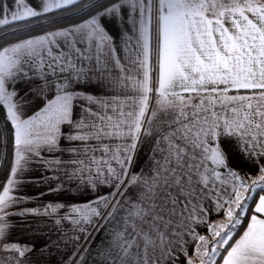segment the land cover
<instances>
[{
  "label": "snow or ice",
  "instance_id": "1",
  "mask_svg": "<svg viewBox=\"0 0 264 264\" xmlns=\"http://www.w3.org/2000/svg\"><path fill=\"white\" fill-rule=\"evenodd\" d=\"M13 4L10 17L7 5L0 6V26L61 10L82 19L0 44V106L14 130L15 152L10 178L0 190V241L9 227L7 209L17 202L11 191L22 162L41 150L67 151L70 158L55 164L70 169L64 172L68 180L91 191L108 184L112 191L32 214L65 209L55 223L69 220L85 241L88 226L104 221L99 227L106 237L96 264H175L178 250L192 264L185 237L195 242L201 264H216L221 252L222 264H264V0ZM108 19L126 26L123 57L106 29ZM17 31L13 27V35ZM34 77L41 83L17 99L10 86ZM87 87L106 91L98 96ZM33 99L42 106L27 115ZM146 139L151 141L148 166L131 171ZM229 147L257 158L259 176L251 184L229 166ZM130 188L134 191L125 197ZM250 201L247 227L234 238ZM208 204L224 213L222 221L208 225L212 241L195 229L207 223ZM0 250L15 253L9 260L23 264L31 249L0 243ZM84 259L81 255L76 264Z\"/></svg>",
  "mask_w": 264,
  "mask_h": 264
},
{
  "label": "crops",
  "instance_id": "2",
  "mask_svg": "<svg viewBox=\"0 0 264 264\" xmlns=\"http://www.w3.org/2000/svg\"><path fill=\"white\" fill-rule=\"evenodd\" d=\"M32 3H37V0H32ZM3 5H7L9 10L7 14L10 17L11 10L14 8L13 0H0V6ZM104 23L106 29L113 37V43L118 49L119 55L123 57L125 54L123 52L124 37L122 34L126 26L123 23H118L111 19L105 20ZM1 27L3 26H0V28ZM154 45L155 40L153 39V46ZM40 83L41 81L39 78L34 77L30 82L19 81L11 85L10 90L14 87L19 94L17 97V99H19L23 97L30 88L35 89ZM87 91L99 96L104 94L106 90L99 87H87ZM108 94L110 95L111 93L109 92ZM30 95L33 94L30 93ZM40 106H42L40 102L33 99L31 105L26 108V114L31 115ZM3 109L4 111L6 110L4 107ZM79 114L80 109L77 107L75 115L79 116ZM75 143L79 144V142ZM61 147H67L66 142L63 140L61 141ZM150 147L151 141L149 139H146L138 147L131 171H139L148 166ZM229 152V166L237 171L242 178L253 177L259 174V165L254 162L257 159L255 156L249 159L233 147H229ZM96 155L99 156L100 153L97 152ZM69 158L70 156L67 151L61 153L59 151L48 152L46 150H41L40 156L28 155L26 157V162H22V168L17 171L14 177L16 184L11 194L17 198V202L7 209L9 215L5 217V219L9 227L7 229V234L0 243H14L27 246L31 249L26 252L25 256L22 258L23 264H65L67 261H70L69 264H76L81 255L85 257L82 264H96L98 257H96L95 253L98 251L101 241L106 237L105 230L99 227L104 221L100 220L96 222L95 226H88L91 235L88 236L87 241H85L84 234L76 230L75 226L72 225L69 220H62L60 225L55 223L56 219H59L65 214V209H60L54 215L32 214V210H38L40 213H43L46 206L50 204H82L88 200L94 199L96 196H104L112 191V188L108 184H102L99 186L98 190L91 191L75 180H68V178L64 176V172L66 170L70 171V169L56 165L55 160L60 159L67 161ZM14 159L15 152L13 144L10 168L3 187L10 178ZM260 164H264V158H260ZM58 187L61 188L60 191H52V189H57ZM226 187H230V185ZM121 191H123V189H121ZM133 191L134 189L130 188L128 192L125 193V197ZM256 199H258V197ZM207 207L208 211L205 217L207 223L195 225V229L199 235L205 236L207 240H210L212 235L209 233L208 225L217 221H222L224 213L223 211H218L214 204H208ZM251 214L248 216L247 223ZM247 223L245 228L247 227ZM242 232L240 234H242ZM76 236H80V240H76ZM185 239L190 241L186 245L187 256L192 260V264H195L199 257L194 254L196 244L194 241H191L189 237H185ZM89 245L91 246L90 251L85 254V248H88ZM200 250L201 252L204 250L203 244L200 245ZM73 253L76 254L74 259ZM14 255L16 254L0 250V264H13V262L9 260V257ZM223 255L224 253H222V256ZM176 256L177 259L175 260V264H187L186 257L182 251L178 250ZM222 256L218 264H222Z\"/></svg>",
  "mask_w": 264,
  "mask_h": 264
},
{
  "label": "trees",
  "instance_id": "3",
  "mask_svg": "<svg viewBox=\"0 0 264 264\" xmlns=\"http://www.w3.org/2000/svg\"><path fill=\"white\" fill-rule=\"evenodd\" d=\"M82 17L75 14L74 12L69 13L61 10L58 13H50L46 16L40 17L38 19L19 22L16 25H6L0 28V44H5L10 41L25 38L30 35H38L47 31H52L57 28L66 27L79 23ZM13 27L17 28L18 31L13 35ZM30 29V30H29ZM0 190L2 189L10 168V162L13 151L14 144V130L11 123L6 119L5 111L2 106H0ZM260 192V189L257 193ZM257 198V197H256ZM254 204L249 202V212L244 217L242 224L237 228L236 235L237 238L242 230L245 228L248 216L252 213L251 208ZM223 253V252H222ZM221 255L217 258L216 264L221 261Z\"/></svg>",
  "mask_w": 264,
  "mask_h": 264
},
{
  "label": "rangeland",
  "instance_id": "4",
  "mask_svg": "<svg viewBox=\"0 0 264 264\" xmlns=\"http://www.w3.org/2000/svg\"><path fill=\"white\" fill-rule=\"evenodd\" d=\"M5 115H7L6 110H5ZM0 121H1V117H0ZM258 176H259V174L256 175V176H253V177H243V178H244V180H245L247 183L251 184V180L258 178ZM258 190H259V188H257L256 191H258ZM212 240H213V236L211 237V239H210L209 241H212ZM209 248H210V245H209ZM221 253H222V252H221ZM220 255H221V254H220ZM220 255H218L215 259H217ZM69 262H70V261H67L65 264H69ZM195 264H201V257H200V256L198 257V261H197Z\"/></svg>",
  "mask_w": 264,
  "mask_h": 264
}]
</instances>
